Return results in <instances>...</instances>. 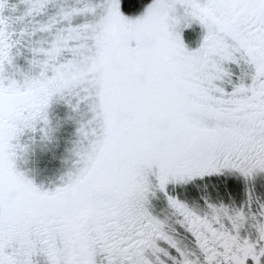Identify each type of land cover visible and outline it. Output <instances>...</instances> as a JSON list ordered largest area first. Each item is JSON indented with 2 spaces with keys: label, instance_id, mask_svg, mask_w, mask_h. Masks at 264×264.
Listing matches in <instances>:
<instances>
[{
  "label": "snow or ice",
  "instance_id": "obj_1",
  "mask_svg": "<svg viewBox=\"0 0 264 264\" xmlns=\"http://www.w3.org/2000/svg\"><path fill=\"white\" fill-rule=\"evenodd\" d=\"M0 264H264V0H0Z\"/></svg>",
  "mask_w": 264,
  "mask_h": 264
},
{
  "label": "rangeland",
  "instance_id": "obj_2",
  "mask_svg": "<svg viewBox=\"0 0 264 264\" xmlns=\"http://www.w3.org/2000/svg\"><path fill=\"white\" fill-rule=\"evenodd\" d=\"M199 33V29L196 28L194 33H189V39L192 41V47H195V41L197 39V34ZM232 68V67H231ZM63 143H61L60 147L55 149L53 153H47L43 156L44 161L47 163L51 161L48 164V169L46 171H42L41 175L39 176L40 180H44L47 182L49 178L53 176V174L56 172V169L60 166V159L62 158L63 153ZM54 155V158H53Z\"/></svg>",
  "mask_w": 264,
  "mask_h": 264
},
{
  "label": "flooded vegetation",
  "instance_id": "obj_3",
  "mask_svg": "<svg viewBox=\"0 0 264 264\" xmlns=\"http://www.w3.org/2000/svg\"><path fill=\"white\" fill-rule=\"evenodd\" d=\"M231 70H232V73H233V77H232V83H238L239 82V79L242 75V71L246 70V66L244 65H241L240 67H237L235 65H232L231 66ZM228 90L230 91L231 90V86L229 85L228 86ZM239 204V201H237V205Z\"/></svg>",
  "mask_w": 264,
  "mask_h": 264
}]
</instances>
